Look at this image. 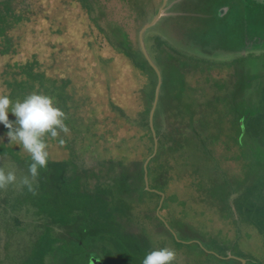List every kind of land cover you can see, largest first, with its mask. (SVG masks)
Instances as JSON below:
<instances>
[{
	"label": "rangeland",
	"instance_id": "1",
	"mask_svg": "<svg viewBox=\"0 0 264 264\" xmlns=\"http://www.w3.org/2000/svg\"><path fill=\"white\" fill-rule=\"evenodd\" d=\"M1 1L4 0H0V4ZM107 5L108 17L99 18L100 25L102 23L107 26L108 20L119 22L129 31L130 37L133 39L139 37L141 27L136 30L137 23L130 15L129 5L123 0H110ZM14 6L26 11L30 20L18 25L15 30L19 41L18 53L0 54V94L9 95L13 101L17 99L22 101L33 92L27 85L28 90L22 91V87L17 88L16 91L12 90L7 82L11 74L5 75V68L8 63L24 62L35 53L48 74L71 78L68 96L64 102L58 99V107L62 109L66 104L69 105L71 113L63 111L67 117L72 118L73 122L67 124L70 129L69 134L61 132L59 137L66 143L70 141L73 151H77L73 154L76 165L80 166V169L90 171L92 183L90 186L92 187L98 179L96 176L98 173L102 180H110V182H113L123 171H126L128 176H132L134 171L140 168L148 147V139L141 138L140 128L133 123L144 105L148 106L150 103L149 100L145 103L143 98L149 91L147 77L122 54L118 56L114 51H108L106 55L102 54L104 57L101 55V38L96 33L99 30L93 29L94 23L93 21L91 23L93 18L82 14L78 4L72 0H16ZM157 7L158 5L144 22L156 15L159 8ZM230 21L232 22L233 19H229ZM156 28L157 26L151 30L155 31ZM210 74L212 73L199 71L192 75L190 73L191 82L199 86V99L204 100L203 97L208 98L215 94L216 97L219 92L230 91L229 94L222 93L219 96L220 98L223 96L224 100L227 99L228 105L219 104L214 100L210 105H201L196 114L202 111L205 114L199 117L198 124L194 127L191 118L178 111L176 100L170 107L164 105L166 113L164 111L160 118L162 128L170 129L174 133L173 137L176 138L178 135L175 131L178 129L175 127L178 125L179 129L182 128V131L186 132V139L183 140L187 144L183 150L175 151L172 148L170 151L166 147V152L164 150L159 162L169 163V179L172 182L170 185L175 186V189L178 187L183 199L187 201L184 204L175 203L176 205L170 203V216L176 221H186L206 237H217L230 244L237 235V213L230 208L233 198L227 201L219 191L221 189L227 191L235 187L242 191L243 185L244 189L251 187L257 189L253 192L264 198L262 191L264 190V132L249 134L247 144L242 143L241 133L244 130L243 124L246 123L243 114L248 111L247 107H244L243 100L246 98L244 94L246 89L242 86L238 87L237 80L232 82L229 89H221L214 80H209ZM216 74L220 77L225 72H216ZM253 78L254 76H250L251 82ZM38 85L35 91L45 94L46 87ZM185 86H181V90L177 91V96L183 101L184 97L186 99L190 97V92L184 93ZM141 90L145 94H142ZM170 95L175 97L174 90ZM113 103L119 104L123 111H118ZM185 103L181 107L190 113L193 105ZM208 115L211 120L210 125L206 123ZM193 117L195 119V114ZM15 119V116L9 113V120L15 121ZM195 130L210 136L208 148L212 154L211 158L204 154L199 141L196 140ZM8 131L9 129L0 123V143L12 146L20 152L18 145L9 144ZM224 137L227 140H224ZM52 144L54 143L50 142V145ZM50 147V154L54 153L59 157L71 153L64 146ZM123 157H125L124 165H119V160ZM67 163V161L57 162L52 167L60 171L69 167ZM111 163H114L115 167H112ZM0 167L5 168V171H14L17 176L14 184L6 189H0V264H22L37 244L44 221H36L37 213L32 208L28 209L19 203L23 199L32 203L36 198V194L21 183L23 177L28 175L27 167L8 154L0 155ZM57 177L62 179L60 174ZM225 180L228 181L226 186H224ZM200 181L203 182L202 187L198 186ZM122 184L135 185L125 182ZM75 196L77 192L71 194V197ZM147 209L145 206L140 210L139 225L134 227L137 230L141 226L145 227L146 235L149 233V238H152L150 240L156 249L161 248V242H164L165 247L174 248L177 256L172 264H226L219 261L216 256L203 251L198 245H187L188 252L182 253L183 249L174 246V239L166 237L163 230L156 229L158 227L153 223L155 219L146 214ZM39 223L42 224L41 228ZM245 224L243 222L240 228L246 230ZM171 225L175 227L173 223ZM248 228L252 235L249 236L247 231L244 233L242 230L238 244L244 251L242 255L248 256L251 264H261L264 262V236L257 233L254 225ZM62 230L55 227L58 233L65 232ZM187 234L189 231L186 230L185 236ZM198 238L197 240L207 244L203 236Z\"/></svg>",
	"mask_w": 264,
	"mask_h": 264
},
{
	"label": "flooded vegetation",
	"instance_id": "2",
	"mask_svg": "<svg viewBox=\"0 0 264 264\" xmlns=\"http://www.w3.org/2000/svg\"><path fill=\"white\" fill-rule=\"evenodd\" d=\"M72 1L78 4L82 14L86 17L93 18L91 20V23L92 21L94 23L92 24L93 29L95 30L97 28L99 30L96 31V33L97 36L100 35L101 38V55H106V52L108 51H114V53L118 56L122 54L137 70L147 77V88L149 87L148 95H146L142 90L141 91L142 94H145L143 96L145 103H147V100H149L150 103L148 106L146 104L144 105V107L140 110L139 116L136 118H139L141 114L147 113L149 115L150 128L152 129L154 136V144L151 152H149L146 156L143 155L142 159L144 166L147 159L151 156L148 164L149 186L146 180L145 168L143 179L140 176L136 177V174L139 175L140 171H134V174L129 176L130 179L128 181L131 184H135L134 186H131L132 191L136 193V187H139L148 192L145 193V196L141 200H135L134 204L137 207L135 208V216L133 219H130L129 221H114L116 233L114 234V238H119L129 243L128 247L130 260H126L125 253L119 248V246L111 239L105 237V235L111 236V234L106 233L105 225L108 224L105 223L106 221H101V219L90 220L88 218L73 217V212L69 213V216H72L70 219L62 220L57 216V214L54 215L43 210L41 204L37 202L42 192V188L37 187V185H40L41 183L39 175L37 181L34 183V187L36 188L35 201L30 203L27 199H23L19 202L24 207H27L28 209L30 207L35 213H37L36 221H44L43 227L42 224L39 223V226L41 224L40 228L42 227V229L40 231L41 233L39 235L38 242L43 232H45L49 227L48 230L53 236L58 238L59 242L70 238H75L83 244L92 242V245L86 248V255L88 256L87 264H138L136 262L138 258H142L140 262H143V259L148 252L156 250L150 240L152 238H149V233L146 235V228L141 226L137 230L134 227L139 225L138 222L140 221L138 220H140L141 216L140 210L142 208L144 209L146 206V209L148 208V212H146V214L152 217V219H155L153 223L158 227L156 229L158 231L163 230V234H166V237L174 239V246L178 249H183L184 251L182 250V253H185V251L188 252L186 244L189 246L190 244L197 243L198 246L205 250V252H208L210 255H214L217 258L219 257V259L232 258L238 259L240 261L239 264H251L250 258L242 255L244 254V251L238 244L239 237L242 236L241 232L244 230L240 228V226L242 227L243 222H245L247 229L244 230V233L247 231V234L251 236L252 234L250 233L248 227H250V225H254L257 229V233L264 236V217H262L260 227H257L252 222L254 215L251 216L250 213H246V219L243 218L239 211V207L242 205L243 208L249 209V205L252 200H254L256 195L253 191H257V189H253L250 193L252 187L244 189L242 185V191H239L238 187H235L234 189L230 188L227 191L222 189L219 191L224 199L227 200L231 197L233 198L230 208L237 213V235L230 244H227L226 241L222 239L220 240L217 237H206V235L194 229L186 221H176L175 218L170 216V203L184 204L187 201L183 199L182 193L178 187L175 189V186L172 187L170 185L172 182H170L169 179V163H160L159 160L164 154L163 152L166 147L170 151L172 148L174 149L175 145H181V150L185 148V144H187L184 142L186 139V132L182 131V128L179 129V126L176 125L175 128L178 130H176L175 133L177 132L178 136L176 138L173 137L174 133H172L170 129L164 130L162 128L163 126L161 125L160 118L166 110L164 105L170 107L172 102L176 100L177 104L175 105L178 108V111L183 115L187 114V116L191 118V124L194 127V125L198 124L197 120L199 117L205 114L204 111L196 114V111L199 110L201 105H210L213 100L218 101L219 104L226 103V105H228L229 101H227V99L224 100L223 96L221 98L219 96H221L222 93L229 94L230 91L219 92L216 97L215 94L212 97H203L204 100L199 99V86L193 84L190 79V76L193 73H197L198 71L201 73H212L209 75V80H214L216 85L221 89H229L232 82L237 80L238 87L242 86V88L244 87V89H246L244 93L246 94V98L243 100L244 107H247L248 111L243 114L244 121H246V123L243 124L244 130L241 133V138L243 139L242 143L247 144V135L249 136V134L246 133V129L247 123L251 118V113L257 114L259 112H263V109L261 108L262 93L259 88L262 86V82L264 81V0H123L129 5L130 15L134 17L137 23L136 30L139 27H143V25L147 22H144V19L152 14L157 5L159 8L157 7L158 11L156 15L160 9L163 8L161 17L154 25L149 27L144 34V44L150 57L147 56L142 48L140 34L139 37L133 39L130 37L129 31L123 24L112 20L107 21V26L102 23L100 25L99 18L103 19L104 17H108L109 11L107 9V2L110 0ZM18 12L23 16L29 17V14L26 11L18 9ZM231 18L233 21L229 22V19ZM155 26H157V28L155 31H152L151 29ZM149 58L156 64L162 78L161 87L159 89V99L154 114L153 127L150 115L156 99L160 77L157 68L152 64ZM27 60H29V58ZM248 66L250 67L249 69ZM42 69L45 70L43 67ZM244 69H246V71H244ZM216 72H225V74L219 77ZM230 73L233 74L230 75ZM48 76L52 78L50 82L51 87L54 88V86L64 85V95L68 96L71 78L64 75L55 76L48 74ZM250 76H254L253 82H255V84H252L253 82H251ZM38 86L39 85H37V87ZM181 86L186 87L184 93L190 92V97H188V99L184 97V101L179 98L180 96H177V91L181 90ZM37 89L38 88H36V90ZM141 89H143V87ZM172 90L175 92V97H171L170 95ZM44 92L47 95L55 97L56 100L59 101L58 99L60 97L57 96V90V93H53L52 90L47 91L45 88ZM249 94H251L250 97ZM170 98H172V100H169ZM184 102H186L185 104L187 105H193L190 113H187V111L182 109L181 105ZM113 106L118 111H123L119 104L113 103ZM66 108L68 110V107ZM62 110H64V108H62ZM221 111L223 112V109H221ZM68 112L69 114L71 113L70 108ZM194 114L195 119L193 117ZM212 115L214 117V114ZM207 118L208 120H206L205 117L206 123L210 125L211 120L209 115ZM72 122V118L67 117L65 123L70 124ZM199 124L203 125L204 123ZM154 128L158 138V149L156 153ZM159 130L161 131V134L159 133ZM195 132L197 134L196 140L199 141L198 143L201 145L204 154L211 158L212 154L208 148L210 136L200 134L197 130H195ZM178 137L180 138L177 139ZM219 140H221V142L223 141V139ZM224 140L227 139L224 137ZM56 141L58 140H50L49 143H54L52 145L56 146L58 145ZM171 141H173L172 144ZM65 144L68 145L69 143L65 142ZM67 149L71 152V149L68 146ZM208 150L211 155L208 153ZM3 154L11 155L9 153ZM20 155L23 157L21 160L15 158L13 155L11 156L15 159V161L21 164L23 163L27 167V164L29 163L27 162V158H30V156L22 153ZM155 158H158L156 162H154ZM58 161L70 162L71 164H69V168L71 169L57 171L52 166H54ZM76 164V160L74 159L72 153L62 157L51 153L48 163V166L51 169L48 171H42L41 175L48 174L50 176V185H53V188L51 189V193L53 194L52 196L55 197L57 189H60L56 186L63 178V180L67 183H73L77 180L76 182H78L79 186L74 188L79 190V194L81 195L79 197L87 200L90 205L99 204L96 191L101 190V187H98V185L110 182V180H102L100 173H98L96 174L98 179L91 187L90 184L92 183L90 171L87 169H80V166ZM74 166L78 169H72ZM58 174L62 175V179L60 181L56 179ZM227 184L228 181L225 180L224 186ZM198 186L202 187L203 182H198ZM262 191L264 190L262 189ZM244 193H247L245 201H240L239 197ZM53 200L56 202L57 199ZM63 221L66 222L63 223ZM171 222L175 225V227L171 225ZM55 227H59L65 232L61 233V231H59L58 233L55 231ZM186 230L189 231V234L186 235L188 237L185 236ZM199 236H203L207 244L197 240L199 239ZM178 242L181 244H178ZM216 242L224 243L225 246H227V253H220L216 249ZM161 243V248L165 247L163 246L164 242ZM208 246H211V248H208ZM212 247H214V251ZM31 253L29 255H31ZM243 259H245V262H243ZM219 261L223 262L222 260ZM261 264H264V262H261Z\"/></svg>",
	"mask_w": 264,
	"mask_h": 264
},
{
	"label": "trees",
	"instance_id": "3",
	"mask_svg": "<svg viewBox=\"0 0 264 264\" xmlns=\"http://www.w3.org/2000/svg\"><path fill=\"white\" fill-rule=\"evenodd\" d=\"M14 2L15 0H4L3 2L1 1L0 4V54L3 55L18 53L19 41L17 40L15 30L18 25H21L23 22L30 20V17L23 16L18 12V9L14 6ZM41 65L42 63L40 62L36 54H33V56L26 62H10L5 68V75L11 74V78H8L7 82L11 85L12 90L15 91L19 87H22V91L28 90L26 85L29 86V90L35 91L36 88H38L37 85L41 84L46 87L47 91L52 90V92L55 93L57 90V96L60 97L61 102H64L66 100V96L64 95L65 86L58 85L52 88L50 85L52 78L48 76L45 70L42 69ZM259 89L262 93L261 108L263 109V112H259L257 114L251 113V118L247 123V134L256 135L260 131L264 132V81L262 82V86ZM63 107L64 110L68 112L70 106H67L66 104L68 110L65 106ZM134 123L140 128L141 138L145 140L148 139V150L146 153H144V155L146 156L149 152H151L154 144V136L152 133V129L150 128L149 115L147 113L141 114L139 118L135 119ZM73 130L74 132L76 131L75 128ZM159 133L161 134L160 130ZM60 139L62 138L58 137V141H56L59 146H64L65 148H67L68 146L71 149L72 154H74V152H77L76 150L73 151L71 142H69V144L71 145H66L65 142L63 144H60ZM180 148L181 145H175L173 150H179ZM3 153H9L19 160L23 158L20 155L21 153L14 149L12 146L0 143V154ZM124 159L125 157L119 160V165H124ZM157 160L158 158H155L154 162H156ZM111 161L113 162V160ZM27 162L31 163V158H27ZM69 164L71 163L68 162L67 165ZM111 165L112 167H115L114 163H111ZM50 169L51 168L49 166L39 169V172H41V183L40 185H37V187L42 188V192L37 202L41 204L42 209L50 212L51 214H57V216L62 220L70 219L73 216L79 218H88L90 220L101 219V221H106L105 223H108L107 225H105L106 233L111 234V236L105 235V237L111 239L115 244H117L119 248L125 253L126 260H130L128 247L129 243L125 242L122 239L114 238V234H116L114 221H129L130 219H133V217L135 216V208L137 207L134 204L135 200H141L145 196V193H147L148 191L136 187L135 193L134 191H132L130 185L124 186L122 183H129L128 181L130 177L128 176L126 171H123L120 176L114 179V182H105L98 185V187H101V190L96 191L99 199V204L90 205L87 200L79 197L81 196L79 194V190L75 189L79 186L78 182H76L77 180H75L73 183H67L65 180H63L64 178L62 179V181H60L61 179H58V177L56 179H58L60 182L57 183L56 187H59L60 189H57V193L55 194V197H53V194L51 193L53 185H50V176L48 174L41 175L42 171H48ZM65 169L71 168L68 167L64 168L63 170ZM72 169L78 168L74 166L72 167ZM136 171H140V174H136V177L140 176L143 179V161H141L140 168ZM253 189L254 188H252L251 190L253 191ZM252 191H250V193ZM74 192H77V196L71 197V194H73ZM246 195L247 193L241 194L239 200L245 201ZM53 199H57L56 202ZM249 206V209H245L242 205H240L239 211L241 213V216L246 219V213H250L251 216L254 215V221L252 220V222L257 227H260L262 223V217H264L263 197L260 194H256L254 200H252ZM70 212H73L72 216H69ZM64 222L66 221H63V223ZM48 229L49 227L41 235L40 240L34 247L31 255H29L22 264H87L88 256L86 255V248L92 245V242L83 244L81 241H78L75 238H70L68 240H62L59 242L58 238L53 236ZM178 244L181 243L178 242ZM194 245L198 244H190L189 246ZM216 246V249L220 253H227V246H225L224 243L216 242ZM203 251L205 250L203 249ZM141 259L142 258H138L136 262L138 264H142V262H140ZM220 260H222L226 264L240 263L238 259L232 258Z\"/></svg>",
	"mask_w": 264,
	"mask_h": 264
},
{
	"label": "clouds",
	"instance_id": "4",
	"mask_svg": "<svg viewBox=\"0 0 264 264\" xmlns=\"http://www.w3.org/2000/svg\"><path fill=\"white\" fill-rule=\"evenodd\" d=\"M55 97L43 92L33 91L22 101H15L7 94H0V123L9 131V144H16L21 153H27L31 163L27 164L28 175L21 181L28 190L36 193L34 183L40 175L39 169L46 168L50 159V140H56L60 133L69 134L65 123L67 114L57 106ZM9 113L15 121L9 120ZM63 144V139L59 140ZM17 181L14 171L0 167V189H6ZM177 252L174 248L163 247L147 253L142 264H172Z\"/></svg>",
	"mask_w": 264,
	"mask_h": 264
},
{
	"label": "water",
	"instance_id": "5",
	"mask_svg": "<svg viewBox=\"0 0 264 264\" xmlns=\"http://www.w3.org/2000/svg\"><path fill=\"white\" fill-rule=\"evenodd\" d=\"M162 13H163V8L160 9V11L158 12V14L155 15L153 19L148 20L143 25V27L140 30V40H141L142 48H143L144 52L147 54L148 57H150V56H149V54L147 52V49H146V46L144 44V34H145V31L149 27H151L152 25H154L156 23V21L161 17ZM151 62L157 68L156 64L152 60H151ZM157 70H158V73H159L160 81H159V84H158V87H157L156 99H155V102H154V105H153V108H152V111H151V115H150V120H151L152 127L154 126V114H155L157 102H158V99H159V89L161 87V82H162L161 73H160V71H159L158 68H157ZM154 134H155V141H156L155 142V153H156L157 152V149H158V138L156 136V130H155V128H154ZM150 159H151V156L147 159V161L145 162V165H144L145 174H146V180H147L148 186H149V182H148V170H149L148 164H149ZM243 262H245V259H243Z\"/></svg>",
	"mask_w": 264,
	"mask_h": 264
}]
</instances>
